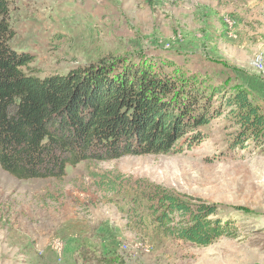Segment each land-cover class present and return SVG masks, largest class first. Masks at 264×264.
I'll return each mask as SVG.
<instances>
[{"label": "rangeland", "instance_id": "374dc122", "mask_svg": "<svg viewBox=\"0 0 264 264\" xmlns=\"http://www.w3.org/2000/svg\"><path fill=\"white\" fill-rule=\"evenodd\" d=\"M18 53L37 76L112 55L245 87L264 111V0H15ZM250 85V84H249ZM224 119L197 148L67 167L21 181L0 168V264H264V154L230 150ZM113 182L117 191L101 183ZM161 187L217 204L235 237L202 247L165 235L145 194Z\"/></svg>", "mask_w": 264, "mask_h": 264}, {"label": "trees", "instance_id": "16d2710c", "mask_svg": "<svg viewBox=\"0 0 264 264\" xmlns=\"http://www.w3.org/2000/svg\"><path fill=\"white\" fill-rule=\"evenodd\" d=\"M14 1L0 0V168L10 176L62 179L82 162L182 154L203 143L217 119L234 129L230 150L264 154V111L240 85L142 56L108 55L40 78L35 58L11 45ZM101 184L117 191L113 182ZM144 198L152 222L169 237L202 247L235 237L217 204L161 187Z\"/></svg>", "mask_w": 264, "mask_h": 264}, {"label": "bare ground", "instance_id": "6f19581e", "mask_svg": "<svg viewBox=\"0 0 264 264\" xmlns=\"http://www.w3.org/2000/svg\"><path fill=\"white\" fill-rule=\"evenodd\" d=\"M253 65L256 68L262 69L263 67V57L261 55H257L256 57L253 58Z\"/></svg>", "mask_w": 264, "mask_h": 264}, {"label": "crops", "instance_id": "0c3cea01", "mask_svg": "<svg viewBox=\"0 0 264 264\" xmlns=\"http://www.w3.org/2000/svg\"><path fill=\"white\" fill-rule=\"evenodd\" d=\"M249 84H250V85H249ZM249 84H246V85H245V88H247L248 90H252V89H255V88H256V86H255L256 83L251 82V83H249Z\"/></svg>", "mask_w": 264, "mask_h": 264}]
</instances>
